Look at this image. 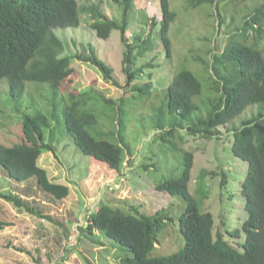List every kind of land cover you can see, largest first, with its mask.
Listing matches in <instances>:
<instances>
[{"label":"trees","instance_id":"16d2710c","mask_svg":"<svg viewBox=\"0 0 264 264\" xmlns=\"http://www.w3.org/2000/svg\"><path fill=\"white\" fill-rule=\"evenodd\" d=\"M113 1L123 7L120 20L110 17L98 4L81 9L78 0H0V82L5 80L9 100L19 106L30 82L49 84L53 93L47 109L21 115L22 141L12 145L0 142V169L15 181L33 177L44 192L63 199L70 187L52 181L38 163L43 151H54L51 140L44 136L52 122L48 111L54 116L58 111L63 113L65 130L77 149L120 172L128 153L129 123L151 107L147 119L157 139L166 142L169 150L182 152L176 175L163 177L155 188L184 203L177 227L183 247L166 255L152 254L158 234L173 220L169 209L133 215L99 204L88 214L84 231L97 230L128 252L115 257L117 264H264V0H185L189 7H209L215 21L214 37L225 34V42L219 48L215 39L208 40L211 44L205 54L193 57L208 82L206 95L199 72L187 66L172 75L159 103H151L157 90L151 77L159 62L148 53L158 41L161 53L171 57L169 32L177 12L169 0H160L161 18H152L148 31L141 24L142 29L127 41L126 15L133 12L134 0ZM83 11L90 14V27L99 38L107 39L113 29L120 30L123 71L132 114L135 112L132 116L126 109V93L112 100L90 91L61 92V83L74 70L54 29L78 27ZM75 56L90 63L105 80L112 79L113 68L93 47L88 54ZM248 109L249 113L238 120ZM223 126L227 133L221 136ZM186 135L207 140L220 137L244 163L238 182L231 186L225 171L220 172L221 196L228 200L233 215L237 197L242 205L232 227L226 226L222 217L215 222L209 209L201 210V202L209 195L207 188L199 182L194 192L190 191L197 147L185 146ZM141 165L146 171L154 163L141 160ZM216 173L212 171V177ZM0 197L22 205L16 196L1 190ZM6 225L0 220V229Z\"/></svg>","mask_w":264,"mask_h":264},{"label":"rangeland","instance_id":"374dc122","mask_svg":"<svg viewBox=\"0 0 264 264\" xmlns=\"http://www.w3.org/2000/svg\"><path fill=\"white\" fill-rule=\"evenodd\" d=\"M78 3L81 9L98 4L105 13L117 20H120V12H123V7L113 0H78ZM134 3L133 12L129 10L126 15L127 41H130L132 33L142 29L141 24L148 31L152 18H161L160 0H134ZM169 3L171 9L177 12L169 32L172 54L167 57L161 53L158 41L154 51L148 53L149 56H156L159 62V67L153 70L151 77L157 88L151 103H159L160 98H164L165 86L181 68L189 67L199 72L197 77L202 81V92L206 95L208 82L200 74L201 67L193 57L205 54L211 44L208 40L215 39V44L221 48L226 37L225 34L214 37L215 21L210 17L208 6L189 7L185 0H169ZM92 21L90 14L83 11L78 27L54 29L64 44V55L71 58L74 70L61 83V92L77 94L90 91L112 100L126 93V109L132 116L135 112L132 114V101L123 71L124 46L120 30L113 29L107 39H102L90 27ZM91 47L113 68L112 79L105 80L95 67L75 56L88 54ZM26 87L22 103L16 106L6 94L5 80L0 82V142L6 145L22 141L21 115L35 109H47L48 101L52 98L49 84L30 82ZM150 110L151 107L135 115L139 119L146 118L144 121H135L134 116L132 123H129L128 153L120 172L77 149L65 130L63 113L58 111L54 116L48 111L52 122L44 136L51 140L54 151H43L38 163L47 170L52 181L67 184L70 193L63 199H56L44 192L36 184L35 178L11 180L0 169V190L16 196L22 204L16 206L0 197V220L8 224L0 229V264H117L115 257L128 252L97 230L94 233L84 231L88 214L99 204L130 211L133 215L169 209L173 220L158 234L152 254L166 255L183 247L184 239L177 227L184 203L166 191L155 188L163 177L176 175L180 169L182 152L169 150L166 142L157 139L147 119ZM248 113L249 109L237 119ZM225 127H220L221 136L227 133ZM185 146L197 147L194 150L190 191L194 192L199 182L209 190L208 197L201 202V210L209 209L215 222L222 217L226 226L232 227L236 215L242 212V205L237 197L234 203L236 215H233L228 200L221 196L220 172L225 171L231 186L238 182L245 169L244 163L232 155L230 144L220 137L207 140L186 135ZM141 160L151 161L154 166L144 171ZM212 171L217 172L214 177ZM196 197L202 201L198 194Z\"/></svg>","mask_w":264,"mask_h":264}]
</instances>
